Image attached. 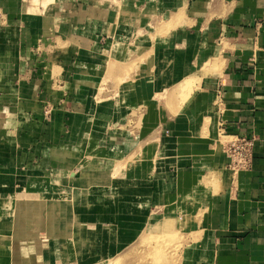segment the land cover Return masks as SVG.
<instances>
[{
  "label": "crops",
  "instance_id": "0c3cea01",
  "mask_svg": "<svg viewBox=\"0 0 264 264\" xmlns=\"http://www.w3.org/2000/svg\"><path fill=\"white\" fill-rule=\"evenodd\" d=\"M32 8L0 0V264L115 256L145 229L143 216L134 234L117 225L128 220L112 207L117 190L136 184L142 195L147 180L162 221L175 222L177 205L188 214L192 264H264V0ZM182 81L194 88H184L174 112L168 100ZM217 132L252 139L247 168L233 171L215 156ZM115 167L125 174L112 176ZM164 186L175 192L155 203ZM60 189H73V202ZM155 212L149 224L160 222Z\"/></svg>",
  "mask_w": 264,
  "mask_h": 264
},
{
  "label": "rangeland",
  "instance_id": "374dc122",
  "mask_svg": "<svg viewBox=\"0 0 264 264\" xmlns=\"http://www.w3.org/2000/svg\"><path fill=\"white\" fill-rule=\"evenodd\" d=\"M39 4L43 5L42 2L37 3L36 5L31 4L32 6H34L32 9L36 10ZM114 64L115 62H112L110 66H114ZM187 82L188 81H182L181 83L173 87L174 92L178 90L179 93H181L180 96H176L177 94L176 93L175 94L176 98L173 97L174 100L166 99L169 101V103L172 101V103H170V105L172 106L171 111L177 112V108L174 106H177L180 98L183 97L182 91H184V88H188V89L189 87L192 89L194 88L193 83L190 82L191 83L190 84L189 82L188 83ZM167 95H168V90L165 89L164 91L158 92L155 95V98L161 99V98L166 97ZM217 139H218L217 147L214 148L215 156H217V154L220 155L222 153V155L226 157L227 161L225 162L226 164L225 167H227L230 160L226 152V144L227 142L233 140L234 137H228V136H225L223 132H219V133L217 132ZM139 148L140 149L142 148L141 144ZM133 153H135V151ZM132 155L127 157L124 162H119V165L123 167V165L126 164L124 168L127 169L126 167L132 164L134 160L132 158ZM225 167L223 166L224 169ZM125 169H122V170L118 169L117 172H114V169H113L112 176L114 177L123 176L125 174L124 173ZM225 172H226V169L224 170V173ZM212 177H213V181L218 180L220 177V171L214 172ZM170 180H172V176L166 175L165 181H170ZM129 184L131 185V183ZM130 185H127V186H130ZM142 186L144 188L142 195H141V192H139L141 187L139 189L138 187H136V184H134L133 187H129V189L127 190H123L121 187L118 188L117 190L118 193H116L115 195L117 199H115L116 201L114 200L116 202V205H113L112 207L116 209L115 211L117 213V216H120L119 213H122L121 216L124 215L128 217V220H125V221L118 220L117 225L119 226L123 224L122 229L133 231L132 232L133 234L135 233L134 231L135 228L137 226H141L142 224L141 218L143 216L144 224H145L144 225L145 229H144L143 234L139 237L136 243H133V244H136L135 247H131L132 245L131 243L129 244L128 247L119 248V251L117 252L115 256L104 258L102 261L97 262L96 264H137V263L138 264H192L193 254L191 253V248H184V246L188 244L191 240V238L183 232L184 223H185L184 218H186L188 214L184 215L183 210H182V205H177L176 213L178 216L175 218V222L171 220L170 217H166L164 219V222L171 221L169 230L167 232L165 229V231L159 236L160 240L157 239L156 238L157 236H155L154 234L156 232V229L155 228L150 229L149 227L151 225L149 223H151V214H152L150 212L151 210H155L156 211L155 214L159 213L160 215L159 223L163 222L161 219L164 217L163 215H167V213L162 214L163 209L161 206H158L155 208H152L151 206L152 205L151 203L152 195H153L152 189H151V186H152L151 180L142 182ZM196 187L197 188L194 187L191 193L193 196L201 197L202 196L201 189L198 186ZM60 190L61 191L59 192V197H61L62 199H65L64 201L66 202H73L72 201L73 194H74L73 189L72 190L70 189V191L68 192L63 191L62 189ZM125 191L127 192V195L123 194ZM172 191L175 192V190H170L166 186H164L163 188L161 187L160 199L159 200L156 199L155 203H158L159 201L162 202L164 199L167 198V194H172L171 193ZM175 195L179 198L183 196V195H178V192ZM137 197H138V202L136 199ZM125 198L128 199L126 200L127 203L124 200ZM99 211L103 213V211H109V210H106L105 207L100 206ZM165 211H167L166 207H165ZM148 215H149V218H147ZM198 216L199 215L197 214V217L195 218H198ZM130 218H134V219H130ZM70 219L71 217H68L66 219L67 221H65L64 229L60 231V234H62V236L64 235L65 238L67 237L68 229L70 227V223H71ZM174 223H175V227H174ZM48 236L49 235L43 236L42 242H45ZM65 238L63 237L62 240H66Z\"/></svg>",
  "mask_w": 264,
  "mask_h": 264
},
{
  "label": "built area",
  "instance_id": "2783aa9c",
  "mask_svg": "<svg viewBox=\"0 0 264 264\" xmlns=\"http://www.w3.org/2000/svg\"><path fill=\"white\" fill-rule=\"evenodd\" d=\"M226 152L229 157L228 167L234 171L247 168L251 163L252 139L241 137L227 142Z\"/></svg>",
  "mask_w": 264,
  "mask_h": 264
},
{
  "label": "bare ground",
  "instance_id": "6f19581e",
  "mask_svg": "<svg viewBox=\"0 0 264 264\" xmlns=\"http://www.w3.org/2000/svg\"><path fill=\"white\" fill-rule=\"evenodd\" d=\"M49 0H31V4L32 5H36L37 3H40V2H42V4L44 5V4H46L47 2H48ZM32 7H34V6H32ZM33 10V9H32ZM113 65V64H112ZM118 167H115L114 168V172H117L118 171ZM170 222L171 221H168V222H161V223H155V224H151L149 227H150V229H156V232L154 233L155 234V236H157L156 238L157 239H159V236H160V234H162L164 231H165V229H166V231L168 232V230H169V226H170ZM150 231V230H149ZM151 233H153V232H151ZM154 236V235H153ZM154 236V237H155ZM160 240V239H159ZM135 245L136 244H132L131 245V247H135ZM130 247V248H131ZM1 252V251H0Z\"/></svg>",
  "mask_w": 264,
  "mask_h": 264
}]
</instances>
